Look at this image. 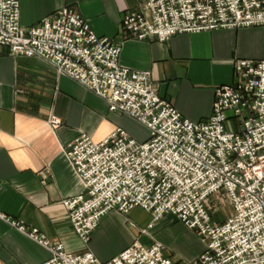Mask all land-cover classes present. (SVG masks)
<instances>
[{
	"label": "built area",
	"instance_id": "2783aa9c",
	"mask_svg": "<svg viewBox=\"0 0 264 264\" xmlns=\"http://www.w3.org/2000/svg\"><path fill=\"white\" fill-rule=\"evenodd\" d=\"M121 26L130 37L160 42L180 33L264 26V0H145L125 12ZM0 46L15 57L50 62L106 100L109 111L149 130L143 141L117 127L103 140L82 132L66 144L85 191L62 204L84 244L112 209L127 215L142 208L153 217L149 227L173 214L202 237L205 249L191 264H264V58L237 59L233 83L215 90L212 115L193 121L159 94L151 71L121 65L122 46L99 36L72 5L25 27L20 0H0ZM61 124L52 113L51 127ZM213 196L231 204L230 216L220 218ZM0 216L50 250L40 264H176L159 239H136L102 261L90 249L68 250L40 228Z\"/></svg>",
	"mask_w": 264,
	"mask_h": 264
},
{
	"label": "crops",
	"instance_id": "0c3cea01",
	"mask_svg": "<svg viewBox=\"0 0 264 264\" xmlns=\"http://www.w3.org/2000/svg\"><path fill=\"white\" fill-rule=\"evenodd\" d=\"M144 1L20 0L21 23L29 27L63 6L76 7L99 36L122 46L121 65L151 71L159 94L193 121L209 118L216 88L234 81L235 61L264 58V26L180 33L166 42L135 39L122 30V17ZM52 113L62 119L55 129L50 125ZM126 115L109 111L106 100L50 62L15 57L8 46H0V214L25 221L28 230L40 228L68 250L90 249L102 261L136 239L153 242L158 222L149 233L140 234L153 217L135 208L127 215L109 211L84 244L62 204L85 191L66 144L82 132L103 140L117 127L136 135L139 130ZM50 257L49 249L0 216V263L40 264Z\"/></svg>",
	"mask_w": 264,
	"mask_h": 264
},
{
	"label": "rangeland",
	"instance_id": "374dc122",
	"mask_svg": "<svg viewBox=\"0 0 264 264\" xmlns=\"http://www.w3.org/2000/svg\"><path fill=\"white\" fill-rule=\"evenodd\" d=\"M126 117L133 121L132 125L137 126V129L139 130L136 135L132 134L131 136L138 141L146 140L149 137L148 128L128 115H126ZM232 121L235 122L236 120L233 119ZM121 128L126 129L125 127ZM126 130L129 132L128 129ZM212 200H216V204L219 205L218 209L220 212V218H227L233 212L231 204L227 200L222 199L220 202L215 199V196L212 197ZM137 210L141 209L136 208L135 211ZM143 216V214L140 216L139 221L144 218ZM157 222L158 225L155 228V231L159 232L154 238L161 240L164 245H166L167 248L164 251L165 255L173 258L176 261V264H191L194 258L201 254V252L205 249L206 244L204 243L202 237L194 230L185 226L178 220V218L175 220L174 216L167 214L160 218L159 221L157 220L154 222L153 226ZM149 224L146 227L140 228V234H147L150 232L149 229L153 226L149 227Z\"/></svg>",
	"mask_w": 264,
	"mask_h": 264
}]
</instances>
